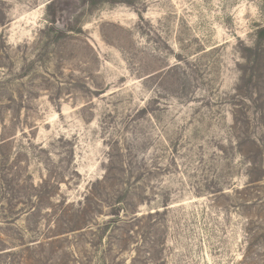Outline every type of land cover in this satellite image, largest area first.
Wrapping results in <instances>:
<instances>
[{
  "label": "rangeland",
  "instance_id": "rangeland-1",
  "mask_svg": "<svg viewBox=\"0 0 264 264\" xmlns=\"http://www.w3.org/2000/svg\"><path fill=\"white\" fill-rule=\"evenodd\" d=\"M263 30L264 0H0L2 244L31 264H264Z\"/></svg>",
  "mask_w": 264,
  "mask_h": 264
},
{
  "label": "trees",
  "instance_id": "trees-1",
  "mask_svg": "<svg viewBox=\"0 0 264 264\" xmlns=\"http://www.w3.org/2000/svg\"><path fill=\"white\" fill-rule=\"evenodd\" d=\"M264 31V30H263ZM3 145V143L0 144V146ZM1 150V148H0ZM108 179L106 177H103L102 180H97L95 182H93V184L90 186V189L88 190L87 194L84 197L83 202H80L78 205V208L75 209L76 212H81V213H87L91 207L94 204V200H98V197L100 196V188L98 186H101L103 184L106 183ZM58 182H60V180H56V184H58ZM45 186V184H44ZM44 186L42 187V189L44 188ZM39 187H34L32 186V189L34 191H38V194H31L29 195V199L28 202L23 203L24 205V209L26 210V212H30L33 214V211L35 212L37 210V204L40 202V197L39 196ZM67 202V201H66ZM121 203V202H118ZM12 205V202H10V206ZM14 205V204H13ZM121 206H119L118 208L114 207L112 208V212H111V216L113 218H111V220H115L116 222H119L121 219V213L124 211V213H126V215L128 216L127 218V222H123V224H133L134 222H136L137 217H136V213L137 212H130L129 210H126L124 208H122V212L120 211ZM12 209V206L11 208ZM5 220L8 219V214H7V210L5 211ZM99 214H101V212H98ZM114 221V222H115ZM82 225H85V223L83 224V222H77L74 226L71 227L70 232H74L76 230L81 229ZM19 241L21 240H16V243H19ZM6 245H9V247H7ZM19 246L17 244H7V243H3L2 244V240H0V264H31V259L25 256H20L19 254L16 253V251H12V250H16L18 249ZM19 256V257H17Z\"/></svg>",
  "mask_w": 264,
  "mask_h": 264
}]
</instances>
